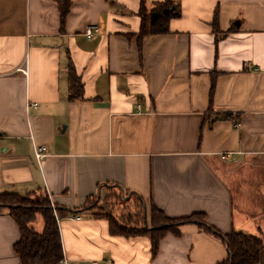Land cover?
Masks as SVG:
<instances>
[{"label":"crops","instance_id":"crops-1","mask_svg":"<svg viewBox=\"0 0 264 264\" xmlns=\"http://www.w3.org/2000/svg\"><path fill=\"white\" fill-rule=\"evenodd\" d=\"M173 1L180 16L169 31L146 35L139 47V0H69L63 21L57 0H0V192H45L71 209L96 195L130 194L170 218L200 212L222 234L264 242V0ZM89 23L99 26L90 39ZM69 62L83 100H68ZM34 145L47 147L40 164ZM71 216L58 227L75 264L226 257L222 240L194 225L166 233L152 256L147 237L113 235L90 210ZM32 226L42 231L41 217ZM18 239L1 209L0 264L19 263Z\"/></svg>","mask_w":264,"mask_h":264},{"label":"trees","instance_id":"trees-1","mask_svg":"<svg viewBox=\"0 0 264 264\" xmlns=\"http://www.w3.org/2000/svg\"><path fill=\"white\" fill-rule=\"evenodd\" d=\"M63 21L69 10V0H57ZM140 18V27L137 35L138 46L146 35L167 33L170 19L180 16V6L173 0H163L146 5V0H139L137 12ZM212 30L219 35L218 7L213 11L211 22ZM225 35V34H223ZM68 100L77 101L84 99V84L76 73L72 62L68 63ZM210 92V107L208 114L212 113V97L215 79L212 78ZM210 116V115H209ZM227 117V116H224ZM38 195V201L33 196ZM98 195L89 198L81 209H71L60 205L51 204L45 192L19 194L16 192H0V210L7 209L9 215L16 222L19 229V239L14 243V253L19 258L18 264H56L62 258V246L59 235L58 218L77 215L80 210H90L94 218H105L109 222L110 233L124 237H147L150 241L152 256L159 249L162 237L172 232L180 235V226L194 225L198 229L210 233L222 240L226 247V257L216 264H262L260 252L264 242L258 235L243 231H231L222 234L214 227L207 224L204 214L192 213L182 218H170L153 203L147 206L142 198L131 195L124 199L121 194L111 193L108 198L100 201ZM126 200V201H125ZM125 202L120 214L113 212L116 202ZM109 205L110 212H105L104 204ZM38 217L43 222L42 231L38 232L32 226Z\"/></svg>","mask_w":264,"mask_h":264},{"label":"built area","instance_id":"built-area-1","mask_svg":"<svg viewBox=\"0 0 264 264\" xmlns=\"http://www.w3.org/2000/svg\"><path fill=\"white\" fill-rule=\"evenodd\" d=\"M98 32H99V26L97 24H95V23H89L85 27L83 34H84V36L86 38L90 39V38L94 37ZM248 67L251 70H256L250 64H248ZM137 106L139 107V105H137ZM238 125H239V122L234 123V126L237 127ZM46 151H47V147L45 145H41V146L34 145L33 146V156H34L35 161L38 164H40L41 161H42V159L44 157H46V155H47V152ZM221 156H222L223 159H228L229 153H222ZM51 204H52V202H51ZM54 215L56 217V220L59 222L60 219L58 218V216H57V214L55 212H54ZM71 218H73V219H79L80 217L77 216V215H73V216H71ZM56 264H75V262L72 261V260H70L66 256V254L62 251V258Z\"/></svg>","mask_w":264,"mask_h":264},{"label":"rangeland","instance_id":"rangeland-1","mask_svg":"<svg viewBox=\"0 0 264 264\" xmlns=\"http://www.w3.org/2000/svg\"><path fill=\"white\" fill-rule=\"evenodd\" d=\"M127 196L128 195H125L123 198L126 199ZM121 197H122V194H121ZM38 198H39L38 195L33 196L34 201H38L39 200ZM116 204L118 205V201L116 202ZM104 210H106V212H110L109 205L107 203L104 204ZM120 212H121V208L118 210V215L120 214ZM39 224H41V221L36 223L38 230H39Z\"/></svg>","mask_w":264,"mask_h":264},{"label":"water","instance_id":"water-1","mask_svg":"<svg viewBox=\"0 0 264 264\" xmlns=\"http://www.w3.org/2000/svg\"><path fill=\"white\" fill-rule=\"evenodd\" d=\"M128 195H130V194H128ZM97 197H99V195ZM122 197H124V194H122Z\"/></svg>","mask_w":264,"mask_h":264}]
</instances>
